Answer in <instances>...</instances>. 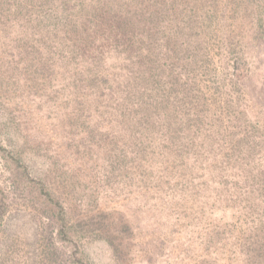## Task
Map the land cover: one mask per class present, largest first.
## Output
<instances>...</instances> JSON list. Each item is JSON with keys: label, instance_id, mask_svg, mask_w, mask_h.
<instances>
[{"label": "trees", "instance_id": "1", "mask_svg": "<svg viewBox=\"0 0 264 264\" xmlns=\"http://www.w3.org/2000/svg\"><path fill=\"white\" fill-rule=\"evenodd\" d=\"M222 2L219 8L218 0H63L70 22L50 28L66 35L50 55L71 60L75 67L64 71L75 68L102 94L112 110L110 126L127 137L143 164L159 158L193 179L200 170V185L216 183L214 199L247 222L244 264H264V122L251 109L264 112V0ZM52 18L46 9L36 21ZM236 31L245 33L243 43ZM13 128L20 131L18 124ZM6 138L0 131L8 181L57 222L60 241L72 246L70 264H94L78 244L87 237L103 240L123 259L125 219L110 212L71 221ZM7 207L0 184V224Z\"/></svg>", "mask_w": 264, "mask_h": 264}, {"label": "rangeland", "instance_id": "2", "mask_svg": "<svg viewBox=\"0 0 264 264\" xmlns=\"http://www.w3.org/2000/svg\"><path fill=\"white\" fill-rule=\"evenodd\" d=\"M62 7L63 0H0V131L12 140L7 147L20 153L71 221L110 212L125 219L123 259L101 239L79 240L94 264H244L247 222L214 199L216 183L200 185V170L193 179L159 158L143 164L127 137L110 126L112 110L102 94L75 68L64 71L75 67L71 60L50 55L66 38L50 30L58 20L59 27L70 22ZM46 9L54 18L36 21ZM236 34L243 43L245 33ZM251 109L264 122V112ZM0 184L8 195L0 264H70L72 246L60 241L57 222L8 181L1 161Z\"/></svg>", "mask_w": 264, "mask_h": 264}]
</instances>
